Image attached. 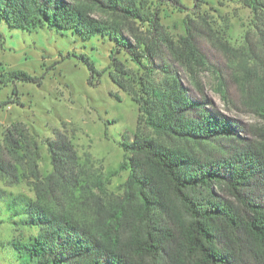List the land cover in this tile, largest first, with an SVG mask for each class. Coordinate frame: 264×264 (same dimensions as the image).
Wrapping results in <instances>:
<instances>
[{
  "label": "trees",
  "instance_id": "trees-1",
  "mask_svg": "<svg viewBox=\"0 0 264 264\" xmlns=\"http://www.w3.org/2000/svg\"><path fill=\"white\" fill-rule=\"evenodd\" d=\"M245 2L260 15L259 22L264 20V0ZM88 3L125 17L142 15L133 0ZM1 22L28 32H69L84 40L107 37L140 67L142 59L148 67L156 57L147 47L138 57L115 27L91 18L88 6L65 0H0ZM183 41L174 54L205 67L198 47ZM168 70L164 85L145 86L144 97L136 99L153 136L124 144L127 155L117 171L105 178L74 176L68 149L50 145L52 172L45 183L34 185L36 201L16 211L24 215L22 223L40 232L15 245L16 251L38 264H264V126L252 140L241 138L238 125L191 99ZM254 74L261 87H251L255 96L259 92L251 106L264 119V101L257 108L264 79ZM12 76L33 81L22 72ZM118 171L128 172L120 199L105 188V180ZM59 189L64 201L41 200Z\"/></svg>",
  "mask_w": 264,
  "mask_h": 264
},
{
  "label": "rangeland",
  "instance_id": "rangeland-1",
  "mask_svg": "<svg viewBox=\"0 0 264 264\" xmlns=\"http://www.w3.org/2000/svg\"><path fill=\"white\" fill-rule=\"evenodd\" d=\"M65 1L88 6L91 18L115 27L138 57L146 47L156 57L148 67L142 59L140 67L107 37L84 40L69 32H28L0 23V264H38L15 250L40 232L22 223L24 215L21 219L16 211L36 201L34 185L52 172L50 145L68 149L74 176L105 178L117 171L127 155L124 144L153 136L136 99L144 97L145 86L169 80L164 68L180 79L191 99L238 125L241 138L252 140L264 126L251 106L261 87L254 73L264 79V20L259 22L245 0H133L140 19L88 0ZM183 39L198 47L205 67L174 54L184 47ZM13 72L33 81H15ZM251 87L258 89L256 96ZM127 176L118 171L105 180L106 191L120 199ZM55 198L64 201L63 191L41 200L57 205Z\"/></svg>",
  "mask_w": 264,
  "mask_h": 264
}]
</instances>
